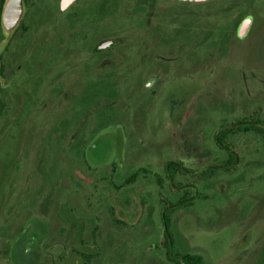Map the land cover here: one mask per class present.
I'll list each match as a JSON object with an SVG mask.
<instances>
[{"label":"rangeland","instance_id":"374dc122","mask_svg":"<svg viewBox=\"0 0 264 264\" xmlns=\"http://www.w3.org/2000/svg\"><path fill=\"white\" fill-rule=\"evenodd\" d=\"M239 1V13L234 15L240 17L231 23L229 36L236 35L249 12L253 26L246 38L227 39L226 35L222 39L219 34L203 43L199 37L203 44L192 49L191 55V49H185L191 45L189 38L183 40V28L178 31L181 46L176 45V36L167 40L166 59L179 67L178 74L168 67L161 73L121 70L126 52L116 49L95 62L91 59L87 65L71 68L60 78L62 71L56 72L46 95L44 89H25L16 104L22 113L18 110L16 123L0 138V201L14 177L23 220L31 210L43 209L51 214L65 211V220L78 221L92 214L84 216L92 221L100 198L106 209L110 199H117V206L111 205L117 219V264H172L159 246L164 238L161 209L164 197L173 202L183 197L184 192L171 186L165 171L168 160H180L196 173L178 180L196 185L199 194L193 204L173 214L177 251L203 257L200 264H264V179L250 178V170L256 169L250 164L229 174L223 170L200 173L226 156L216 143V133L223 125L264 112V0ZM229 4L219 0L202 9L203 15L219 11L223 15ZM167 23L169 33L174 24ZM113 26V34L125 38L124 48H141L142 37L139 42L133 34L139 28L128 27L124 20H116ZM45 29V24L39 28V38ZM5 43L0 41V53ZM75 53L68 55L71 62H78ZM194 59L198 64L192 74L189 69ZM149 61L145 63L151 70L153 62ZM158 73H165L163 81L148 86L146 82L151 84L150 77ZM3 122L0 118V125ZM116 125L125 132L115 131L111 153L116 148V158L123 166L111 171L99 166L106 154L111 155L106 151L113 135L104 129ZM76 147L85 149L88 163L66 157L68 150L76 154ZM263 155L257 154L254 161ZM252 158L249 154L246 159ZM140 168L147 173L124 184ZM156 174L163 177V185ZM111 176L119 185L117 190L107 181ZM192 189L195 194L196 188ZM105 214L110 216V210ZM105 220L104 234L116 233L115 223L108 216Z\"/></svg>","mask_w":264,"mask_h":264},{"label":"flooded vegetation","instance_id":"af4514ba","mask_svg":"<svg viewBox=\"0 0 264 264\" xmlns=\"http://www.w3.org/2000/svg\"><path fill=\"white\" fill-rule=\"evenodd\" d=\"M217 1L219 0H72L64 5L63 0H24L26 7L24 16L15 32L7 37L3 26L6 0H0V41L4 39L6 42L0 53V118L4 120L0 125V138L10 128V125L16 123L18 110L22 113L16 104L20 103L22 94L26 93L25 89H32L33 92L36 89H44L46 95L50 86L53 85L56 72L62 71L60 78L71 68L87 65L91 59L95 62L104 53L117 49L119 52H126V64L120 67L121 70L161 73L168 67V70L178 74L176 70L179 67L177 68L175 64L172 66L173 61L166 59L165 45L169 46L167 40L171 36H176L174 37L176 45H182V42H179L182 40L178 33L180 28L185 31L181 32L184 36L183 40L189 38L191 47L185 49H191L190 55L193 53L192 49H198L197 47L205 43L208 37L211 38L214 35L220 34L222 39L226 35L227 39L231 36L235 39L246 38L251 32L253 17L246 35L242 37L239 35V27L243 20L251 15L249 12L240 21L236 35L229 36L231 23L240 17V15H234L235 11L239 13L237 12L239 0H226L231 6L228 7L229 10L226 7L223 15H219L221 11L212 12L208 17L203 15L202 9L205 10L206 6L217 3ZM179 3L182 5H178ZM177 8H182L184 11ZM196 13L198 15H195ZM116 20L121 23L124 20L128 27L134 25L139 28L133 31V34L136 35L138 41L139 37L143 39L142 42L139 41L142 45L140 51L132 47L128 49L123 47L125 38L122 35L113 34L115 29L113 23ZM166 23L174 24L169 33L165 29ZM43 24L46 27L45 33L39 38V28ZM199 37L204 39L203 43L200 42ZM109 40L113 41L110 45L101 46ZM74 50L78 62L69 60L68 55ZM181 50L184 51V49ZM170 51H172L171 48ZM138 55L141 56L140 60L137 58ZM188 57L190 59V56ZM61 59L63 61L59 63ZM149 60L153 62L151 70L148 69L150 65L145 63L150 62ZM197 64V59H194L192 68L189 69L192 74L197 70ZM179 66L183 69L181 64ZM163 74L153 75L150 77L153 82L151 84L146 82V84L153 87L157 82L163 81ZM191 82H194L193 79ZM34 85L41 86L34 88ZM35 96L37 95L32 96L34 100ZM169 110H172V107ZM237 120H248L249 128L245 126L232 128L230 124L236 122L232 121L223 125L216 133V143L226 153L224 160L220 162L224 165L223 171L229 174L244 164H250V167L254 165L256 169L250 170L252 174L250 178L261 181L264 179V158L260 161L259 159L254 161V158L259 153L264 154V112H254ZM52 130L53 128L48 131ZM104 130L111 131L110 134L113 135L106 151H109L111 155H105V158L100 161L99 168L107 166L112 169L111 171H115L123 166L116 158V148L111 153L114 141H116L115 131L124 133L125 130L124 127H118V125ZM47 145L49 147V144ZM76 148V154L68 150L66 157H77L81 159L80 161L88 163L85 149ZM249 154L253 155V158L247 161ZM210 165L202 168L200 173ZM195 173L196 171L192 172V174ZM112 176L108 177L107 181L117 190L119 185ZM131 177H127L124 184L134 182L129 180ZM156 177L158 183L163 185V177L159 174H156ZM79 180L81 184V179ZM16 187V177L11 178L10 185L4 194L5 197L0 201V264H117V226L115 223L117 219L115 208L111 207V205L117 206V199L115 202H111L110 199V207L106 209L100 203L103 197L100 198L98 212L94 214L95 220L92 219V221L84 217L92 214H84L78 221L65 220L63 217L65 211L51 214L43 209L31 210L25 214L23 220L19 211L20 197L15 192ZM191 187L196 188L193 194L198 195L196 185L191 183ZM107 210H110V216L105 214ZM176 211L177 209H174L173 214ZM162 214L163 207L161 220L163 219ZM107 216L110 219L109 222L115 223L116 229V233H109L108 236L104 234ZM172 221L174 225L173 215ZM238 233L243 240V232ZM163 243H166L164 238L159 241V246L161 249L164 248L166 260L172 264H182L183 262L179 259L170 260ZM74 254L77 257L71 260L70 257Z\"/></svg>","mask_w":264,"mask_h":264},{"label":"trees","instance_id":"16d2710c","mask_svg":"<svg viewBox=\"0 0 264 264\" xmlns=\"http://www.w3.org/2000/svg\"><path fill=\"white\" fill-rule=\"evenodd\" d=\"M247 121L248 120H236L235 123L230 124V127L239 128L240 126H245L246 128H249ZM165 170H166L167 178L170 180L171 184L175 188H179L180 190H182L185 193V195H183V197L176 202H173L167 197H164L163 199L164 205H163L162 220H163L164 240L166 242L163 243V245L167 250V255L170 258V260L175 261L179 259L186 264H200L203 261L202 257L177 251L176 243H174L175 235L173 231V221H172V215L174 209L183 208L193 204L192 199L194 198L195 195L193 194L194 191L192 187H189L191 183L188 182L184 183L183 181H179L177 179L179 176H183V175L186 176L188 174H191L194 170L192 168L187 167L183 161L175 160V159H170L166 162ZM220 170H224V165L221 163H214L211 164L209 167H207L204 170V173L209 171L210 174H214ZM143 172H146V169L141 168L135 174H133L129 180L135 181L137 177Z\"/></svg>","mask_w":264,"mask_h":264},{"label":"water","instance_id":"95a60500","mask_svg":"<svg viewBox=\"0 0 264 264\" xmlns=\"http://www.w3.org/2000/svg\"><path fill=\"white\" fill-rule=\"evenodd\" d=\"M72 0H63V4L66 5L68 2H71ZM200 1V0H198ZM26 7L24 4V0H6L4 12H3V26L6 29L7 37L11 36V33L18 27L20 24L24 13H25ZM252 23V17L247 16L243 22L240 24L239 27V35L242 37L247 34L250 26ZM113 41H105L102 47H106L110 45Z\"/></svg>","mask_w":264,"mask_h":264}]
</instances>
